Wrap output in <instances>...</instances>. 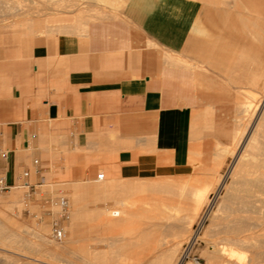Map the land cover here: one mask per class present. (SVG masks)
Wrapping results in <instances>:
<instances>
[{"label": "crops", "instance_id": "obj_1", "mask_svg": "<svg viewBox=\"0 0 264 264\" xmlns=\"http://www.w3.org/2000/svg\"><path fill=\"white\" fill-rule=\"evenodd\" d=\"M121 3L119 13L96 6L87 16L60 18L66 29L59 32L0 37L5 193L33 191L41 182L93 181L98 168L124 180L186 174L201 139L196 127L214 109L203 92L213 89L214 74L203 63L225 75L236 69L256 17L212 0L111 2ZM169 56L193 70L168 63ZM250 83L264 87V74ZM113 182L121 181L99 183Z\"/></svg>", "mask_w": 264, "mask_h": 264}, {"label": "rangeland", "instance_id": "obj_2", "mask_svg": "<svg viewBox=\"0 0 264 264\" xmlns=\"http://www.w3.org/2000/svg\"><path fill=\"white\" fill-rule=\"evenodd\" d=\"M99 1L100 0H0V37L5 41L18 40L20 37L25 39L28 38L30 40L34 37H38L46 33H54L59 32L62 29H66L64 26L59 27L60 25L57 24V22L59 23L60 20L58 19L60 18L69 16H87V13L91 9H94V7L96 6L100 7V9L111 10L112 12L119 13V10L123 6L122 3L116 6L112 5L111 2L113 0H105L106 3ZM67 2H71L73 5H76L74 7L75 9H66V6L68 5L66 4ZM220 5L228 8L229 11L240 10L244 14H251L256 17V23L250 33V40L246 45L241 58L239 59L238 67L236 69L234 68V70L232 69L233 71L231 70L229 75L220 73L219 71L203 63V70L205 69L206 71L214 74V79L212 80V82L215 88L213 87V89H206L203 91L205 95L209 94L210 98L209 101H207V104L214 106V109L209 108L205 110V122L196 127L195 138L196 140H199L200 138L201 139L198 141L199 144L196 145L194 151L191 152L189 158V168L186 174L180 176L162 177L164 180L161 178V181H165L167 183H173L174 181L176 184V182L178 181V184L188 183L190 185L192 183L195 184V182H198H194V173L197 175L196 177H202L205 170L213 166V160L215 158L214 153L217 152V150H221V146H224L229 141V138L227 137L230 134L229 129H231L234 125L236 110L235 102H238V99H240L243 94L247 101H252V105L253 102L257 104H254L253 107L255 105V107H257L259 102L261 103L260 96L264 95V87L257 88V86H255L254 84H248L250 79H256L258 76L264 74V12L260 13L256 11V9H254H262V7H264V0H223ZM23 20H28V23L26 22V24L31 28H29L30 30L26 28V25L24 23L25 21ZM43 21H45V23ZM37 22L41 23L40 28H37V30H35L39 35L29 34L28 30L30 32L33 31V28L31 26L34 25V23L37 24ZM47 23H50L48 24V27H46ZM207 23L208 15L205 13L204 26L207 27ZM198 38L206 40L205 37ZM168 61L169 63H173V61H175L180 69L184 67V70H193V66H187L185 63H180L178 57L176 56L170 57ZM256 94L258 95L256 96ZM258 108H260V106ZM197 161L198 163H195ZM193 164L195 167H199V169L195 171V169L193 168L194 166H192ZM97 173H103L104 178L101 180L95 178V180L93 181H82L80 183L67 180L51 181L48 182V184L43 183V186L41 187L37 185V187H35L33 191L20 189L18 191H20L21 194L16 193L17 195H15V192H12V194L5 193L6 191L0 193V227L2 228L5 226L7 229H10L14 233H11L8 236L7 240L9 242L12 241L11 243H15L13 244V249L7 247H5V249L4 247H0V258L4 256L3 259L6 258V260L10 261L11 263L14 262V264H84L82 259V255L84 254L78 252L76 249L77 247L84 246L86 244H94L96 248L98 247L101 250L103 249L105 251L108 250V247L111 248L112 246L114 247L113 251L119 249L120 251L117 250L116 252H110V250H108L107 252H109V255L111 256L119 257V259L117 258V260L123 261L124 264H134L136 262H139L140 258V261H142L143 258L147 255L148 257L151 255H159L160 249L161 254H167V252L168 254H170L175 251V257L173 258V260H176L178 258L180 260L179 264H206L205 259L210 256V249L209 247H207V243L205 242L208 239V233L210 232V230H212L210 226V216L213 214V212H215L220 203L219 196H216L211 192V186L206 187L207 190H205L207 193V199L205 203H203L204 205H202L200 210L197 212L198 215H196L195 217L191 210L193 207V201L190 198H187L186 201L185 199H183L182 201H180V204L177 203L180 207V210H178L180 214L177 211L174 212V210H171L169 212V210H167L166 208L168 206H176L177 204L175 203L178 199L174 198L173 196L171 197L166 195L167 197L165 200V196H161L158 194L149 195L148 193L146 194L141 190L140 192L139 190H137L136 186L139 187L145 180L116 179L112 177L104 168H98L96 170V174ZM200 173L201 175H199ZM206 173L207 171L205 172V174ZM159 179L160 178L156 179L155 181ZM104 180L121 182L99 183ZM149 180L151 179H148L147 181ZM200 181L201 183H203L202 180H199V183ZM122 182L132 183L133 186L136 187L135 190L127 188L131 191L125 189V191L122 190L124 192H121L118 195L114 194L112 196L117 197V200H115L114 198L115 201L121 202L122 204L126 203L129 207V210H131V214L132 212H134L131 218H129L121 226L114 228H103L100 226L98 227L96 225V222L91 223L87 222L86 220H81L78 222L79 224H89L91 226H75L73 231H71V228L73 227L72 219L75 209V201L77 205L81 203L79 206H83V203H85L83 202V200L85 199V190L90 191L92 186L94 187L96 185L94 183H99L96 187H99L100 184H102L100 186L101 188L105 184H109L110 186H112ZM199 183L198 185L195 184L196 188L197 186L198 188H201L202 185L204 186V184L199 185ZM195 185H193V187H195ZM43 191H50L51 194L45 196L42 194ZM122 193L123 195L121 196ZM119 195L121 197H119ZM60 198H65L68 205L69 220L65 222L68 232L67 237L64 241L56 242L50 238V231L52 221L56 218L60 210ZM78 198H80L81 200ZM120 199H123L124 201H121ZM161 200H163L164 203ZM172 200L175 201V203ZM108 205L113 206V203L110 201ZM96 206H102V203L98 202L96 204H88V207ZM168 213L172 215L176 214V222L178 221V223H181L182 221L183 224L189 223L191 218L195 217V219L193 218L190 221L192 222L191 226L189 227L190 231H188L192 236L190 240H188V236L186 235L188 234L186 233V224L185 227L182 223L181 226H177L178 228L173 227L175 228V230H173L172 228L170 230V227H168L167 229V227L162 226V230H160V225L165 223L164 220H162V216L163 214L166 215ZM186 213L189 217L192 216L190 219H187L188 221L182 219V216H184ZM147 214L150 217L153 216L154 219H150L149 221V219L144 218ZM157 219H160L161 221ZM169 222L171 221H167V223ZM156 225L157 227H159L157 228ZM146 229L147 236L149 234L148 237H145L146 234H144V236H142L143 234H141ZM148 229H150V231H153L149 233ZM163 229L167 230L164 231ZM69 230L71 234L69 233ZM205 234L207 236H205ZM118 239H121V241H118ZM99 240H106L107 242L95 245V243ZM111 240H116L115 244L114 242L111 243ZM78 241L79 243H77ZM125 242L131 243L130 247ZM45 243L47 245H45ZM124 244L126 245L124 246ZM15 246L17 248H15ZM119 246L122 247L120 248ZM155 247H158V249L160 247L162 248H160L159 250L156 249V251L158 250L156 252ZM90 253L97 254L96 251H91ZM128 257L131 258L128 259Z\"/></svg>", "mask_w": 264, "mask_h": 264}, {"label": "bare ground", "instance_id": "obj_3", "mask_svg": "<svg viewBox=\"0 0 264 264\" xmlns=\"http://www.w3.org/2000/svg\"><path fill=\"white\" fill-rule=\"evenodd\" d=\"M213 1L216 3H219V2L222 3L223 2V0H213ZM66 4H68L66 6V9H68V10H70L76 6V5H73L72 3H66ZM77 17H80V16H77ZM23 21H25L24 23L26 25V28L29 29L30 27L26 24V22L28 23V20H23ZM43 22L45 23V21H43ZM75 22H76V24L78 22V24H80L82 26L86 25L83 28L88 26L86 22H81L80 19L78 21L75 20ZM75 22L73 23L74 27H76V25H74ZM50 23H47V25L45 24L46 27H48V24H50ZM40 24L41 23L37 22V24L34 23V25H32L31 27L33 28V30H37V28H40V26H41ZM57 24H58V22H57ZM57 24H55V25H57ZM71 26L72 25H70L69 27H71ZM28 33H30V32H28ZM34 33L36 35L37 32L35 31ZM37 35H39V34H37ZM80 42H83V41H80ZM84 43H83V45L81 44V47L82 46L84 47V45L87 46L85 41H84ZM78 45H80V44L78 43ZM79 50H80V47H79ZM169 58H170V56H169ZM169 58H168V60H169ZM168 63H169V61H168ZM257 95L258 94H256V96ZM258 99H259V97H258ZM260 101H261V103L259 102L257 107H255L257 104L255 102H253V105L256 104L253 107L252 101H250V100L247 101L245 99V96H243V94H242L241 98L238 99V102H235V109L236 110H235L234 125L231 129H229L230 134L227 137V138H229L228 143L225 144L224 146H221L222 147L221 150H217V152L214 153L215 158H214V160L212 159L213 160V166L211 168L205 170V172L207 171L206 174L203 171L204 174L202 172L203 175H202V177L199 176V178L196 177L197 175L195 173H194V176L192 175L193 178L195 179L194 182L198 181V182H195L196 185H198L199 180H202L203 183H201V181H200L201 184L199 183V185L204 184V186L202 185L201 188H198V186H197V188H196V185L194 183H192L190 185L188 183L178 184L177 183L178 181L175 184V182L173 180H172L173 183H167L165 181H161V178L159 179L160 181L159 180L155 181L156 179H151L149 181L145 180L142 183V185H140L139 187L136 186L137 190H139V191L141 190L142 192H144L146 194L147 193L149 195L150 194L151 195H157L158 194L161 196H165V200H166L167 196H171V197L173 196L174 198H177L179 200V202H178V200L176 199L177 200L176 203H175V201L172 200L175 204H177V203L180 204V201H182L183 199H185V201L187 198L192 199L193 207L191 210H192L195 217H196V215H198L197 212L200 210L201 206L204 205L203 203H205V201L207 199L206 198V194H207L206 193V190H207L206 187L211 186V192L214 193L216 196H219L220 203H219L217 209L215 210V212H213L212 215L210 214L211 215L210 216L211 217V219H210L211 225L210 224L209 225L211 226L212 230H210V232L208 231L209 236H207L205 234V236L208 237V239L205 242L207 243L206 244L207 247H209V249H210L209 250L210 256L207 259H205L206 264H264V95L260 96ZM259 106H260V108H258ZM214 150H215V148H214ZM145 151H146V149H145ZM146 153L147 152H145V154ZM151 153L153 154V152H151ZM140 155H142V154L140 153ZM170 159L172 160V158H170ZM195 163H198V162H195ZM172 164H173V160H172ZM168 165H166V166H168ZM192 166H194V165H192ZM193 168L195 169V171L199 169V167H197V166L196 167L194 166ZM199 175H201V173ZM196 179H198V180H196ZM152 180H154L155 182ZM188 182H189V180H188ZM179 183H181V182H179ZM101 185L102 184H100V186ZM193 185H195V187H193ZM96 186H98V184H96L94 187L92 186L90 191L85 190V192H84L85 199L83 198L84 199L83 202H85V203H83V206L82 205L79 206L81 203L79 205H77V203L75 201V209H74L73 219H72L73 227L71 228V231H73L75 226L76 227L91 226L89 224H79L78 222L81 220H83V221L86 220L87 222H91V223L96 222L97 223L96 225L98 227L100 226L103 228L118 227V226H121L122 224H124L129 218L132 217V214H134V212H132V214H131V212H130L131 210H129V207L127 206L126 203H125L126 204L125 205L124 203L122 204L121 202H117V201H115V200H117L116 199L117 197L112 196L114 194L118 195L121 192H124L125 189H127V188H131V189L135 190L136 187H134L132 183L122 182V183H119L117 185H112V186H110L109 184H105L101 188H100V186L99 187H96ZM115 189H119V190H115ZM122 190H124V191H122ZM127 190H130V189H127ZM135 193H133V194H135ZM122 195H123V193L121 194V196ZM121 196L119 195V197H121ZM114 198H115V200H114ZM78 199H80V198H78ZM74 200H75V198H74ZM80 200H78V201H80ZM146 200H148V199H146ZM110 201L113 203V206L108 205V203ZM121 201H124V200L122 199ZM161 201L164 203L163 200H161ZM80 202H82V201H80ZM98 202L102 203V206L88 207V204H90V203L96 204ZM159 204H160V202H159ZM166 209L169 210V212L171 210L172 211L174 210V212L175 211L178 212V210H180V207L177 204L176 206L175 205L171 206V207L168 206ZM189 212H187V213H189ZM187 213L184 216H182L183 217L182 219L187 220V219H190L192 217V216L189 217ZM191 213H190V215H191ZM175 215H172L170 213H168L166 215L163 214L162 220H164L165 223L160 225V230H162L161 229L162 226L167 227V229H168V227H170V230H171V228L173 230H175V228L177 226L178 227L181 226L183 224L182 221H181L182 224L178 223V221L176 222L177 217H175ZM136 216H139V215H136ZM159 216H160V214H159ZM152 217H150L147 214V215H145L144 218L149 219V221H150V219L151 220L154 219V217L153 218ZM195 217H193V218L195 219ZM193 218H191V220ZM157 220H160V219H157ZM167 221H171V222L167 223ZM190 221H189V223L183 224L184 227H185V224L187 226L186 233H188L189 235L188 234H186V235L188 236V240H190L192 238L190 232H188V231H190L189 227L191 226V223H192ZM156 227H157V225H156ZM173 227H175V228H173ZM183 229H185V228H183ZM166 230H164V231H166ZM207 230H209V229H207ZM66 231H67V229H66ZM146 231H147V229L144 231L145 233L144 232L141 233V234H143L142 236H144V234H146ZM148 231H149V233H151L153 230L150 231V229H148ZM174 232H176V231H174ZM11 233H13V232L10 229H7L5 226L2 228L0 227V247H4V248L7 247L10 249H13L12 247H14L13 244H15V243H11L12 241L9 242L7 240L8 236ZM69 233H70V230H69ZM183 233H185V232H183ZM153 235H154V233H153ZM146 236H147V234L145 235V237ZM148 236H149V234H148ZM205 239H206V237H205ZM115 241L111 240V243L114 242V244H115ZM118 241H121V239H118ZM106 242H107L106 240L105 241L99 240L95 243V245L100 244V243H106ZM77 243H79V241ZM125 243H127V242H125ZM131 243H132V241H131ZM131 243H127L129 245V247H130ZM82 244H83V242H82ZM145 244H146V242H145ZM45 245H47V244L45 243ZM125 245L126 244H124V246ZM18 246H20V245H18ZM15 248H17V247L15 246ZM153 248H154V246H153ZM160 248H162V247H160ZM36 249H37V247H36ZM106 249H107V247H106ZM156 249H158V247H155V251H156ZM2 250H3V248H2ZM76 250L78 252L84 254V255L81 254L84 264H124L123 261L117 260V258L119 259V257L111 256V255H109V252H107L108 250H110V252H116L117 250L120 251L119 249H117V250L115 249L116 251H113L114 250L113 246L111 248L108 247V250L105 251L103 249L101 250L98 247L96 248L94 246V244L93 245L92 244H86L84 246L77 247ZM91 251L92 252L96 251L97 254H92V253H90ZM159 251H160L159 255H151L149 257L147 255L146 257L143 258L142 261H140L141 260V258H140L139 262H136L134 264H179L180 260L178 258L176 260H173V258L175 257V254H174L175 251L172 252L173 249L171 251L172 253H170V254H168V252H167V254L166 253L161 254V249ZM152 253H153V251H152ZM3 258H4V256L2 258H0V264H14V262L11 263L10 261L6 260V258L5 259H3ZM130 258L128 257V259H130ZM127 262H128V260H127ZM131 264H133V263H131Z\"/></svg>", "mask_w": 264, "mask_h": 264}, {"label": "built area", "instance_id": "obj_4", "mask_svg": "<svg viewBox=\"0 0 264 264\" xmlns=\"http://www.w3.org/2000/svg\"><path fill=\"white\" fill-rule=\"evenodd\" d=\"M0 158L5 159L6 158V153H0ZM34 165L37 164V161L33 162ZM24 177H28V172L23 173ZM96 178L101 180L104 178L103 173H97ZM39 187L43 186V182L38 184ZM8 189L4 186L3 179L0 178V193L7 191ZM43 195L47 196L50 195V191H43ZM59 207L60 210L56 216L55 219H53L52 224H51V231H50V238L53 241L56 242H62L65 240L67 236V231H66V225L65 222L69 220V212H68V205L67 201L65 198H60L59 199Z\"/></svg>", "mask_w": 264, "mask_h": 264}]
</instances>
